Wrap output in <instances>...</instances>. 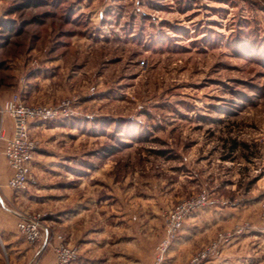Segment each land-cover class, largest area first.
Instances as JSON below:
<instances>
[{"label": "rangeland", "instance_id": "1", "mask_svg": "<svg viewBox=\"0 0 264 264\" xmlns=\"http://www.w3.org/2000/svg\"><path fill=\"white\" fill-rule=\"evenodd\" d=\"M29 1L22 9V0H0V106L13 93L27 104L74 99L77 115L65 119L75 129L65 146L89 153L99 182L87 190L110 197L103 220L97 225L94 214L88 225L138 229L142 260L154 264L169 212L205 189L207 200L195 211L247 202L246 213L257 214L264 229V0ZM9 20L8 36L1 25ZM28 82L34 89L27 100ZM0 119L9 134V116ZM30 136L39 148L40 138ZM3 145L0 173L8 179ZM31 172L36 183L24 190L0 183V264L52 258L51 247L38 252L41 242L19 234L17 211L41 214V225L62 234L79 255L88 243L56 228V189H47L50 198L36 206L24 200L38 185ZM68 191L77 201L85 186ZM248 226L243 219L209 241Z\"/></svg>", "mask_w": 264, "mask_h": 264}, {"label": "crops", "instance_id": "2", "mask_svg": "<svg viewBox=\"0 0 264 264\" xmlns=\"http://www.w3.org/2000/svg\"><path fill=\"white\" fill-rule=\"evenodd\" d=\"M32 84L34 83L28 82L23 89V96L27 100L34 89ZM71 120L57 119L45 123L33 121L29 124L30 135L40 138V147L30 162L31 170L38 178V185L24 193V200L29 205L36 206L50 198L47 189H56L57 193L52 195L53 202L58 204L54 219L56 228L63 232L68 230L70 235L78 237L76 240L79 239V235L86 236L88 241L85 246H81L82 252L74 264H152L151 258L148 261L142 260L141 234L138 229L125 231L117 228L109 231L102 227L103 224L88 225V219H92L94 214L97 225L103 220L99 215L104 214V206L110 197L107 193L96 197L94 194L97 191L94 192L93 189L88 192L87 187L92 188L91 184L99 181L94 180L92 175V161L86 160L89 153L78 152L75 146L74 148L65 146V142L68 141L70 144L73 137L70 135L71 129H75ZM6 177L1 171L0 183H6ZM82 184L85 186L84 195L73 201V192L69 193L68 190L81 187ZM103 185L108 186L109 182L103 181ZM229 205L219 210H199L188 214L177 237L163 254L161 264H185L191 254L212 239L217 231L232 229L243 219L248 220L249 226L243 228L240 234H234L229 243L222 245L213 264H264V229L258 215L249 216L246 213L247 202L242 205L229 202ZM79 209H82V212H79ZM82 215L86 227L84 231L79 232L78 221ZM96 251L100 254L95 253ZM118 258L120 261H117Z\"/></svg>", "mask_w": 264, "mask_h": 264}, {"label": "built area", "instance_id": "3", "mask_svg": "<svg viewBox=\"0 0 264 264\" xmlns=\"http://www.w3.org/2000/svg\"><path fill=\"white\" fill-rule=\"evenodd\" d=\"M0 113L7 114L11 120V132L6 133L0 119V141L3 145V155L10 169L6 185L16 191L24 190L28 185L36 183L31 172L30 162L38 149V141L30 136L29 124L33 121L45 123L57 119L73 118L77 115L74 99L64 98L56 104H27L22 101L19 93L7 97L0 106ZM207 193L202 189L197 194L179 201L167 215V229L164 237L156 246L154 264H160L162 254L169 242L175 238L181 228L184 218L193 211L204 206ZM16 228L19 234L30 244L40 243L38 252L43 247L52 249V258L44 263L40 259L29 264H74L78 259L79 250L70 245L60 233H49L41 225L42 215L35 212H15ZM238 229L236 232H239ZM45 235L43 238L41 237ZM232 234L219 232L216 237L202 246L191 256L186 264H213V258L218 255L221 244L227 242Z\"/></svg>", "mask_w": 264, "mask_h": 264}, {"label": "trees", "instance_id": "4", "mask_svg": "<svg viewBox=\"0 0 264 264\" xmlns=\"http://www.w3.org/2000/svg\"><path fill=\"white\" fill-rule=\"evenodd\" d=\"M31 4L33 3H30L29 0H22L21 4L18 6V8H27L29 6H31ZM14 31V23L12 21H4L1 25V32H8V36ZM19 32L17 29L15 30V33ZM14 33V34H15ZM16 35V34H15ZM5 38H9V37H5ZM1 44V42H0ZM1 66V65H0ZM231 143H230V151H234V149H236V146H237V143L234 139H231L230 140Z\"/></svg>", "mask_w": 264, "mask_h": 264}]
</instances>
